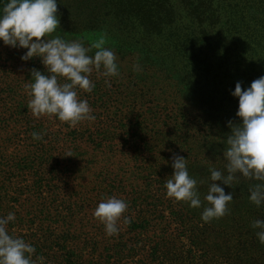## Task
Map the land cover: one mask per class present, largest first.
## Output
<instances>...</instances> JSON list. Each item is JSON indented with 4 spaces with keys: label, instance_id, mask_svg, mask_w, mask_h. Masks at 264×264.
Segmentation results:
<instances>
[{
    "label": "trees",
    "instance_id": "trees-1",
    "mask_svg": "<svg viewBox=\"0 0 264 264\" xmlns=\"http://www.w3.org/2000/svg\"><path fill=\"white\" fill-rule=\"evenodd\" d=\"M57 8L53 35L86 47L103 36L119 74L93 69V90L77 92L95 119L73 127L33 116L24 85L44 66L0 42V216L15 213L9 233L43 264H264L251 226L264 220V203L249 200L264 181L236 173L231 188L221 185L233 193L225 215L201 219L209 168L227 175V122L240 119L230 92L264 75V0H57ZM173 154L198 181L199 208L166 193ZM109 196L128 204L114 236L93 214Z\"/></svg>",
    "mask_w": 264,
    "mask_h": 264
},
{
    "label": "clouds",
    "instance_id": "clouds-1",
    "mask_svg": "<svg viewBox=\"0 0 264 264\" xmlns=\"http://www.w3.org/2000/svg\"><path fill=\"white\" fill-rule=\"evenodd\" d=\"M58 29L57 0H0V42L10 48L25 49L20 55L21 61L38 57L44 66L43 71L30 70L31 80L24 85L30 97L27 107L33 116L55 115L74 127L78 122L95 119L87 100L79 98L77 89L93 90L95 83L89 79L93 69L104 77L117 76V57L112 49L104 47L103 36L86 47L80 39L66 40L53 35ZM93 49L96 51L89 55ZM135 67L138 69V65ZM58 77H63L65 82H59ZM105 84L111 86L107 79ZM230 95L238 98L235 114L240 119L238 123L227 122L228 147L222 153L227 161V175L209 168L208 190L204 196L208 206L201 213L205 222L222 217L228 211L233 193H226L221 185L231 188L236 173L264 181V75L252 80L243 90L241 82H235ZM32 136L35 140L43 139L39 132L34 131ZM171 159L172 172L165 182L167 195L199 208L198 181L189 174L187 159L177 154ZM249 200L256 206L264 203V183L250 189ZM127 208L125 200L109 196L98 202L93 214L104 224L105 233L114 236L119 232L117 222ZM14 220L13 212L0 216V264H43V256L33 259L36 250L32 244L9 233L7 225ZM124 220L131 222L128 217ZM251 226L259 229L256 236L264 243V220L256 219Z\"/></svg>",
    "mask_w": 264,
    "mask_h": 264
}]
</instances>
